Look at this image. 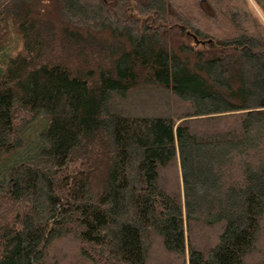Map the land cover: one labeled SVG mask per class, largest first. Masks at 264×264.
<instances>
[{
    "label": "trees",
    "instance_id": "16d2710c",
    "mask_svg": "<svg viewBox=\"0 0 264 264\" xmlns=\"http://www.w3.org/2000/svg\"><path fill=\"white\" fill-rule=\"evenodd\" d=\"M252 1L0 0V264H264Z\"/></svg>",
    "mask_w": 264,
    "mask_h": 264
},
{
    "label": "rangeland",
    "instance_id": "374dc122",
    "mask_svg": "<svg viewBox=\"0 0 264 264\" xmlns=\"http://www.w3.org/2000/svg\"><path fill=\"white\" fill-rule=\"evenodd\" d=\"M252 4L255 7V9L257 10V12L260 14V16L264 19V14L261 11L260 7L254 1H252ZM68 252H70V250H68Z\"/></svg>",
    "mask_w": 264,
    "mask_h": 264
},
{
    "label": "clouds",
    "instance_id": "9594fccd",
    "mask_svg": "<svg viewBox=\"0 0 264 264\" xmlns=\"http://www.w3.org/2000/svg\"><path fill=\"white\" fill-rule=\"evenodd\" d=\"M262 22H264V21H262Z\"/></svg>",
    "mask_w": 264,
    "mask_h": 264
}]
</instances>
